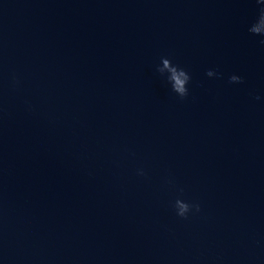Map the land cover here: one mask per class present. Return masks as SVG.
<instances>
[{
    "label": "water",
    "instance_id": "water-1",
    "mask_svg": "<svg viewBox=\"0 0 264 264\" xmlns=\"http://www.w3.org/2000/svg\"><path fill=\"white\" fill-rule=\"evenodd\" d=\"M261 8L0 0V264H264Z\"/></svg>",
    "mask_w": 264,
    "mask_h": 264
},
{
    "label": "clouds",
    "instance_id": "clouds-1",
    "mask_svg": "<svg viewBox=\"0 0 264 264\" xmlns=\"http://www.w3.org/2000/svg\"><path fill=\"white\" fill-rule=\"evenodd\" d=\"M258 3H264V0H257ZM249 31L253 34L264 36V8H261L258 21L253 24ZM261 44H264V40L260 41ZM162 66H158L157 71L163 76L167 73V82L171 84L172 91L181 99L184 100L189 96L188 84L191 81L190 74L183 68L178 65H174L172 61L168 58H161ZM208 77H219L220 74L214 70H208L206 73ZM243 78L238 75H232L229 77V83H243ZM257 100L260 99L259 96L255 97ZM137 175L145 177L147 175L146 171L143 168L137 169ZM173 183L172 180L168 181ZM181 194L183 189H179ZM173 209L175 214L182 218L188 219L190 214L199 213L201 211V205L197 202H189L182 198H177L173 203Z\"/></svg>",
    "mask_w": 264,
    "mask_h": 264
}]
</instances>
